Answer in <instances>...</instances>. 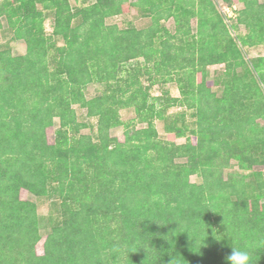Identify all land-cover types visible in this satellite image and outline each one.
Returning a JSON list of instances; mask_svg holds the SVG:
<instances>
[{
	"label": "trees",
	"instance_id": "trees-1",
	"mask_svg": "<svg viewBox=\"0 0 264 264\" xmlns=\"http://www.w3.org/2000/svg\"><path fill=\"white\" fill-rule=\"evenodd\" d=\"M216 1L0 0V30L5 20L26 46L0 49V264H225L231 244L264 264V55L244 54L264 44V3L223 0L243 4L236 21L248 32L237 39ZM131 9L148 24L106 22ZM170 18L173 32L162 23ZM140 57L144 68L123 76ZM94 81L104 90L88 98ZM171 81L180 97L151 96L150 85ZM74 104L96 117L94 136L80 132L87 123ZM175 105L193 110L194 128L183 112L167 119ZM131 107L134 120H123L120 109ZM119 126L123 140L110 134ZM23 190L59 199L44 237Z\"/></svg>",
	"mask_w": 264,
	"mask_h": 264
},
{
	"label": "rangeland",
	"instance_id": "rangeland-1",
	"mask_svg": "<svg viewBox=\"0 0 264 264\" xmlns=\"http://www.w3.org/2000/svg\"><path fill=\"white\" fill-rule=\"evenodd\" d=\"M92 1L93 0H84V1L75 2L74 0H71L72 4L76 6H81L83 4H89ZM259 1L264 3V0H259ZM216 5H217V9L226 17L227 23L229 24V27H230V31L237 39L241 36H244L248 32V28H246L243 24H238V22L236 21V15L239 9L243 7L242 3H237V4H234L233 6H229L223 0H217ZM106 22L109 24H117L121 28H124L131 23L135 24L137 27H143L148 24V18L140 17L135 9H131L127 13H123V14H119V15L107 18ZM196 22L197 21L195 18L192 19L193 30L196 29ZM3 23H4L3 24L4 28L0 30V49L9 47L12 54L14 55L25 53V50H26L25 43L22 40L15 39L13 37V33L6 28L7 24L5 20H3ZM162 23L172 32L175 30V24L172 18L165 20ZM52 26H53V17L51 14L47 13L44 19L45 31L47 33H51L52 28H53ZM56 40H57L58 45L63 44L62 39L57 37ZM244 54L247 59H251L257 56L264 55V44H259V45H254V46H245ZM144 63L145 62L143 58L141 57L130 60L125 65V72L122 73V75L126 76V71L132 69L133 67H141L143 69ZM52 66L53 64L50 63V68H52ZM222 68L223 66L221 65L209 66L208 78H213L216 72L221 70ZM139 77H140V82L144 86H147V85L149 86L148 74L145 73L144 70L140 71ZM103 90H104V85L94 81L87 85L86 95L88 98H91L93 96L99 95L100 93L103 92ZM213 90H215L217 93H220L221 87L214 86ZM164 91H168L170 96L171 94L180 96L179 89L177 87L176 82L174 81L163 83V84H161L160 82H155L154 84L150 85L151 96H158ZM73 107L76 112L77 120L79 122L87 123V126L82 128L80 132L94 136L96 133V122H97L96 117H88L86 114V109L82 108L78 104H74ZM180 112L184 113L185 124L188 126V128L190 129L194 128L195 127V117L193 116V110L187 109L183 106L180 107L178 105H175V106L169 107L168 110L166 111L167 119L171 120L175 116V114H178ZM120 115L122 119L125 121L134 120L135 118V112L132 107L120 109ZM53 120H54L53 126L47 128V137L50 142H53L55 130L59 127V118L55 117ZM259 121L261 123H264V120H259ZM164 122L165 121L161 119H155L154 121L156 129L158 131V136L161 139H165L167 137V132L164 128ZM144 125L145 124L143 123H136V128L143 127ZM123 132H124L123 126L114 127L110 130V134L112 136H117L120 140H123V137H124ZM189 136L193 142L196 141L195 135H191L189 133ZM185 140H186L185 137H178L175 141L177 143H183ZM180 160H184V159H178L177 161H180ZM254 168L257 170V169H260L261 166H255ZM235 169H237L236 161L232 160L231 168L229 170H235ZM227 171L228 170H225L224 175L226 174ZM190 180L192 182H199L200 178L196 175H191ZM21 197L26 198V199H31L36 202L38 214L41 216V218H43L41 219L40 232L44 237L46 232L49 230L51 226L50 222L60 218V213L58 209H56L59 203V199L57 197L35 198L32 194L24 190L21 191ZM42 242H43V239L36 246V250L38 253H42L43 251Z\"/></svg>",
	"mask_w": 264,
	"mask_h": 264
},
{
	"label": "clouds",
	"instance_id": "clouds-1",
	"mask_svg": "<svg viewBox=\"0 0 264 264\" xmlns=\"http://www.w3.org/2000/svg\"><path fill=\"white\" fill-rule=\"evenodd\" d=\"M231 248V252L224 257L225 264H252V255L247 249L235 247L233 244H231Z\"/></svg>",
	"mask_w": 264,
	"mask_h": 264
},
{
	"label": "crops",
	"instance_id": "crops-1",
	"mask_svg": "<svg viewBox=\"0 0 264 264\" xmlns=\"http://www.w3.org/2000/svg\"><path fill=\"white\" fill-rule=\"evenodd\" d=\"M217 65V64H216ZM212 66H215V65H212ZM171 97H176V98H178V97H180V96H177V95H175V94H171Z\"/></svg>",
	"mask_w": 264,
	"mask_h": 264
}]
</instances>
